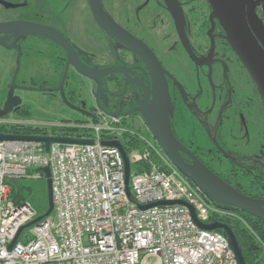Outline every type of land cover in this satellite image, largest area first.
Wrapping results in <instances>:
<instances>
[{
	"label": "flooded vegetation",
	"instance_id": "af4514ba",
	"mask_svg": "<svg viewBox=\"0 0 264 264\" xmlns=\"http://www.w3.org/2000/svg\"><path fill=\"white\" fill-rule=\"evenodd\" d=\"M77 1L0 0V8L16 16L0 23L24 22L42 30V35L27 30L17 41L24 66L13 93L20 104L12 114L34 116L38 101H50L57 111L49 116L60 120L38 122L46 130L116 114L148 132L141 110L155 111L160 84L169 97L172 130L186 148L184 161L197 159L242 195L264 201V95L230 44L211 1L97 0L104 27L89 0H80L82 19ZM243 13L264 52V0L247 1ZM1 36L9 44L15 39ZM75 64L97 76H85ZM15 73L6 92L3 84L0 109ZM249 219L264 230L263 222ZM226 224L239 242L246 239L241 223Z\"/></svg>",
	"mask_w": 264,
	"mask_h": 264
},
{
	"label": "built area",
	"instance_id": "2783aa9c",
	"mask_svg": "<svg viewBox=\"0 0 264 264\" xmlns=\"http://www.w3.org/2000/svg\"><path fill=\"white\" fill-rule=\"evenodd\" d=\"M19 123L0 119V126ZM53 129L36 136L96 143L53 144L46 154L40 142L0 141V264H145L150 258L159 264H238L227 236L200 228L187 206L139 208L184 201L204 224L237 222L254 234L239 213L221 207L190 181L150 131L108 116L59 123ZM113 141L127 153L137 204L126 191L123 153L104 145ZM44 167L51 169L54 212L46 222L30 227L24 242L23 231L10 249L19 230L39 217L30 204L18 205L11 198V183L46 180L40 171ZM256 238L264 250V242Z\"/></svg>",
	"mask_w": 264,
	"mask_h": 264
},
{
	"label": "water",
	"instance_id": "95a60500",
	"mask_svg": "<svg viewBox=\"0 0 264 264\" xmlns=\"http://www.w3.org/2000/svg\"><path fill=\"white\" fill-rule=\"evenodd\" d=\"M92 4L94 15L96 20L104 27V14L98 6L97 0H89ZM214 6L217 15L224 21L228 40L237 55L244 62L249 72L252 74L256 83L260 87L262 94L264 95V52L253 38L246 22L245 15L243 13V6L249 0H210ZM8 8H17L18 5L6 4ZM31 31L33 34L42 35V30L33 25L26 24L24 22L13 23H0V46L15 50L18 53L16 73L12 82L11 90L8 99L2 109H0V118L4 119L14 112V108L20 103L17 102V98L13 97V93L17 87L16 77L19 73L22 64V49L17 46L18 39L25 34L26 31ZM15 35L13 43L9 44L6 41V37L1 35ZM52 37V36H51ZM60 44L67 47L66 42L58 37H52ZM78 71L89 78L96 77L97 74L88 70L85 67L74 65ZM112 71V70H110ZM105 73V72H104ZM108 73V71H106ZM166 93V95H164ZM142 117L149 126L150 132L161 146L165 154L172 161V163L198 188H200L211 200L219 204L221 207L227 210H239L264 223V201L254 200L242 195L236 189L227 184L218 175L212 172L204 164L197 159L193 164H187L181 156V152L186 153V148L177 140L171 124L169 115L171 114V106L169 104V97L167 90L164 91L160 84L155 89V111L152 114L141 110ZM110 117L117 118L116 114L110 115ZM95 121L98 118H92ZM5 140H23V141H35L45 145L46 154L50 153V147L53 144H78V145H94V140L81 139V138H66L57 136H14L8 134H0V141ZM105 146L117 147L123 153L126 165V191L130 199L137 204L133 198L130 190V175L131 164L128 159L127 153L119 141L105 142ZM46 178L47 190H48V210L47 212L33 220L32 222L23 226L15 240L10 245V249L14 247L20 238L23 231L29 229L32 226L40 225L41 222H46L54 212V198L52 189V174L50 167L41 168ZM183 205L187 206L192 213V218L196 224L208 231H224L229 240L231 249L235 253L238 264H248L244 255L243 249L240 245L238 238L236 237L232 228L221 222H215L212 224L202 223L196 215L193 206L187 204L184 201H163L146 206L138 205L140 209L147 210L157 206L167 205Z\"/></svg>",
	"mask_w": 264,
	"mask_h": 264
},
{
	"label": "rangeland",
	"instance_id": "374dc122",
	"mask_svg": "<svg viewBox=\"0 0 264 264\" xmlns=\"http://www.w3.org/2000/svg\"><path fill=\"white\" fill-rule=\"evenodd\" d=\"M83 4L84 3L80 0L76 2L77 12L82 17V19L85 17V14L83 11ZM14 15L15 14H12L10 12H5L0 8V21H5L6 19L16 17ZM23 64H24V60L22 59V68L20 71V77L21 75H23L22 73L23 66H24ZM16 65H17V54H15L11 50L8 51L3 48H0V105L3 103L5 99L4 97H2L3 84L4 85L6 84L4 88V91L6 92V88L10 84L11 77L13 75L14 70L16 69ZM36 99H39V98H36ZM35 109L36 111H35L34 116L26 114V112H24L22 114H10L4 119H10L16 122H20L19 125H14L17 127H32V128H40V129H44V126H42L38 122L45 121V120H50V121L60 120L59 117L49 116L51 114H55L57 111V108L55 107V105L53 103H50V101H44V102L38 101V104L36 105ZM20 184L23 187L28 188L25 192V195L27 197L26 203L30 204L35 209L37 214H38V210L36 208L40 205V200L44 202L45 209L46 210L48 209V204H47L48 190H47V185L44 182V180L39 181L35 179H23V180H20ZM226 223H233V222L226 221ZM28 231L29 229L24 231L21 237L22 242H24V236L25 234L28 233ZM145 264H159V261L157 259L150 258L145 262Z\"/></svg>",
	"mask_w": 264,
	"mask_h": 264
},
{
	"label": "trees",
	"instance_id": "16d2710c",
	"mask_svg": "<svg viewBox=\"0 0 264 264\" xmlns=\"http://www.w3.org/2000/svg\"><path fill=\"white\" fill-rule=\"evenodd\" d=\"M0 133H8L14 136H35L41 134H48L45 129L32 128V127H17V126H0ZM46 183V180L44 179ZM47 185V184H46ZM28 188L23 187L20 184V181H15L11 183V198L18 204L22 205L27 202V197L25 192ZM48 204V200H47ZM38 210V216L44 215L47 210L44 207V202L40 200V205L36 208ZM241 216H243L249 223V226L252 228L254 234H251L250 231L245 229V238L240 237V244L243 248L246 260L248 264H264V250L261 247L256 236L264 242V230L262 225L255 224L249 219L250 215L238 211ZM260 224V223H259ZM219 232L222 233L221 230Z\"/></svg>",
	"mask_w": 264,
	"mask_h": 264
}]
</instances>
